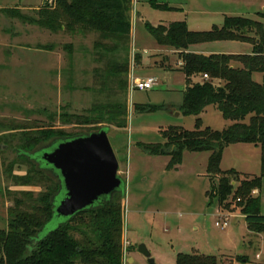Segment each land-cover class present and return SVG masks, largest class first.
Returning <instances> with one entry per match:
<instances>
[{
	"label": "rangeland",
	"instance_id": "1",
	"mask_svg": "<svg viewBox=\"0 0 264 264\" xmlns=\"http://www.w3.org/2000/svg\"><path fill=\"white\" fill-rule=\"evenodd\" d=\"M130 0L126 16L132 20L128 41L100 40L95 33L70 32L63 17L61 30L51 31L33 21L42 5L56 7V0H0V230L7 226V212L22 192L35 196V186H20L12 177H24L29 168L14 164L12 148L21 130L52 126L66 134L81 135L88 128L64 124L62 115L88 117L93 107L121 106L127 112L125 128L108 127L107 138L124 181L122 201L123 264H148L138 253L143 245L154 264H175L178 254H199L221 259L222 264H264V235L248 232L244 219L234 208L222 210L210 202V178L206 166L208 153L185 154L178 171H167L168 157L141 153L140 144H162L160 132L168 127L195 129L196 117L183 116L184 76L177 67V54L159 52L145 30L161 23L185 22L191 32L221 28L224 17H243L264 21V0ZM173 10L159 11L152 4ZM17 9L25 18L2 13ZM134 11L141 15L136 18ZM198 51L218 54L250 55L252 47L240 42H216L193 46ZM155 79L152 90H132L133 82ZM194 81H200L195 78ZM253 81L264 87V74ZM135 106L159 107L155 112H135ZM92 117V116H89ZM201 119V128L222 131L231 125L214 106ZM121 120V119H120ZM118 119V121H120ZM63 121V120H62ZM246 120L245 122H247ZM7 143H10L7 145ZM17 163V162H16ZM235 169L240 180L260 175V149L251 145L229 146L220 166ZM236 180L235 178H232ZM216 183V181H214ZM254 197L260 198L264 216V179ZM228 217V227L216 228ZM53 218L40 234L45 237L59 226ZM76 240L81 238L74 234ZM127 243V246H125ZM132 259V263L126 259Z\"/></svg>",
	"mask_w": 264,
	"mask_h": 264
},
{
	"label": "trees",
	"instance_id": "2",
	"mask_svg": "<svg viewBox=\"0 0 264 264\" xmlns=\"http://www.w3.org/2000/svg\"><path fill=\"white\" fill-rule=\"evenodd\" d=\"M129 2L56 0L55 8L45 4L36 9L39 19L33 22L57 31L64 26L60 20L66 17L70 23L64 27L72 33H95L100 40L128 41L132 24L127 19L125 5ZM151 4L155 10H173ZM1 12L25 18L15 8ZM144 27L157 47L178 52L177 58L182 63L179 71L185 77L179 109L183 116L196 117V122L193 131L168 127L160 132L162 144H140L141 153L168 157L167 171L177 170L184 153H208L206 173L210 178V191L206 193L207 199L210 202L216 199L224 211L234 204L245 217L248 232L264 235L260 198L252 195L253 191L260 190L264 179V87L252 79L254 74H264V21L224 17L221 28L213 27L208 32H191L185 22L161 23L156 27L145 23ZM216 42L245 43L252 47V52L250 55L208 56L187 52L190 47ZM205 75L207 79H203ZM195 78L200 81L194 82ZM209 106H214L224 120L233 124L222 131L202 129L199 116ZM134 109L138 113H151L159 107L135 106ZM89 116L62 115L60 121L68 124L74 119L75 125L88 128L84 134H89L110 126L125 128L127 112L121 106H97ZM101 124L108 127H100ZM76 136L52 126L19 132L18 143L12 148L16 158L7 172L11 175L14 164L26 165L27 175L12 177L13 181L20 186H37L42 191L36 196L32 192H22L19 198L13 199V206L7 212L6 229L0 230V264H123V195H115L110 202L75 215L40 238L53 218L60 183L54 171L46 167L37 154L53 142ZM237 144L260 149V175L240 180L239 186L234 187L233 182L239 174L233 170L222 172L220 163L224 150ZM74 234L81 240H76ZM175 264H222V261L214 256L178 254Z\"/></svg>",
	"mask_w": 264,
	"mask_h": 264
},
{
	"label": "water",
	"instance_id": "3",
	"mask_svg": "<svg viewBox=\"0 0 264 264\" xmlns=\"http://www.w3.org/2000/svg\"><path fill=\"white\" fill-rule=\"evenodd\" d=\"M107 134L108 128H103L58 140L37 154L39 160L54 171L60 183L53 209V218L60 219L59 224L110 202L115 195H123L124 181L118 173V162ZM138 253L148 264H154L143 245L138 247Z\"/></svg>",
	"mask_w": 264,
	"mask_h": 264
},
{
	"label": "crops",
	"instance_id": "4",
	"mask_svg": "<svg viewBox=\"0 0 264 264\" xmlns=\"http://www.w3.org/2000/svg\"><path fill=\"white\" fill-rule=\"evenodd\" d=\"M135 3V0H134V2H133V4ZM134 13H135V16H136V18L137 19H139L140 17H141V15L138 13V11H134ZM130 23L131 24H133V22H132V20L130 21ZM160 48V47H159ZM159 50V52H169V53H172V54H178V52H175V51H172V50H169V49H165V48H160V49H158ZM187 52H189V53H193V54H200V55H205V56H208V55H211V54H218V53H216V52H212V51H210V50H206V51H198V50H196V49H193V47H190L189 49H188V51ZM224 55H227V54H224ZM181 65H182V63H181V61H179L178 60V58H177V67H178V70L180 69V67H181ZM184 76V75H183ZM252 79H253V76H252ZM194 81V80H193ZM195 82V81H194ZM184 86H185V77H184ZM183 96V95H182ZM183 101V100H182ZM209 107H207V108H205V110L202 112V114L200 115V117H202L203 115H204V113L206 112V110L208 109ZM200 119V118H199ZM200 122H201V119H200ZM228 122H230V121H228ZM231 123V125L233 124V122H230ZM231 125H229V126H231ZM238 145H240V144H237V145H235V146H238ZM243 145H249V144H243ZM234 146V145H233ZM232 146V147H233ZM251 146H254V145H251ZM255 147V146H254ZM227 149V148H226ZM226 149L224 150V152L226 151ZM224 152H223V155H222V159H221V163H222V161H223V157H224ZM185 154H189V153H184L183 154V160H184V156H185ZM192 154H195V153H192ZM200 154V153H199ZM209 157V156H208ZM208 157H207V160H208ZM183 160H182V163H183ZM182 163H181V165H182ZM221 163H220V166H221ZM180 165V166H181ZM180 166L177 168V170L176 171H178L179 170V168H180ZM220 170H221V168H220ZM230 170H233V171H235L236 173H238V171H236L235 169H230ZM222 171V170H221ZM229 171V170H228ZM222 172H226V171H222ZM239 174V173H238ZM256 191H258V190H256ZM207 193V192H206ZM241 217L243 218V219H245V217L243 216V215H241ZM126 262H128V263H132V259H130V258H127L126 259Z\"/></svg>",
	"mask_w": 264,
	"mask_h": 264
},
{
	"label": "built area",
	"instance_id": "5",
	"mask_svg": "<svg viewBox=\"0 0 264 264\" xmlns=\"http://www.w3.org/2000/svg\"><path fill=\"white\" fill-rule=\"evenodd\" d=\"M203 79H207V76H203ZM156 84V81L155 79H147V80H142V81H138V82H133V85H132V90H137L139 92H144V91H149V90H152L154 85ZM257 194V191H253L252 195H255ZM215 227L216 228H226L228 227V217H225L224 218V221L223 223H221L220 221H217L215 223ZM125 246H127V243H125ZM124 253V251H123Z\"/></svg>",
	"mask_w": 264,
	"mask_h": 264
}]
</instances>
